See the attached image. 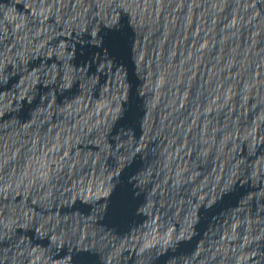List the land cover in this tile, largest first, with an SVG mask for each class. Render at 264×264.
<instances>
[{"label":"water","instance_id":"95a60500","mask_svg":"<svg viewBox=\"0 0 264 264\" xmlns=\"http://www.w3.org/2000/svg\"><path fill=\"white\" fill-rule=\"evenodd\" d=\"M0 264H264V0H0Z\"/></svg>","mask_w":264,"mask_h":264}]
</instances>
